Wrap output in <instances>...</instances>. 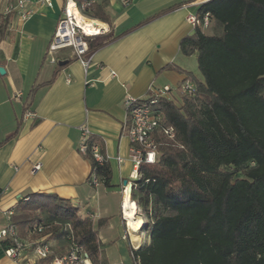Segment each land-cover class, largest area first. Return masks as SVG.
Returning <instances> with one entry per match:
<instances>
[{
  "label": "crops",
  "instance_id": "crops-1",
  "mask_svg": "<svg viewBox=\"0 0 264 264\" xmlns=\"http://www.w3.org/2000/svg\"><path fill=\"white\" fill-rule=\"evenodd\" d=\"M17 1L0 0V67L5 71L0 75V211L13 212L12 221L26 239L20 201L30 195L56 196L96 230L98 264H136L130 251L145 242L146 230L132 233L120 214L121 190L132 172L130 145L123 134L124 98L144 99L151 85L176 88L186 80L185 73L200 80L196 54L178 53L180 42L194 33L188 16L210 0H131L125 9L118 0H98L94 9L105 22L93 11L90 16L106 24L108 36L116 39L92 54L86 72L70 54L59 52L57 61L67 64L55 76L57 64H49L45 55L64 0H50L51 7L41 0H22L34 10L24 23L15 12L6 14ZM202 32L220 34V27L210 22ZM110 72L116 77L110 78ZM25 112L33 116L24 118ZM82 126L103 146L111 172L108 187L88 184L91 165L77 151ZM37 165L39 170L32 172ZM139 213L135 218L144 224ZM41 238L51 255L40 264H50L69 248L62 235ZM0 264H16L5 257L1 245Z\"/></svg>",
  "mask_w": 264,
  "mask_h": 264
},
{
  "label": "trees",
  "instance_id": "trees-1",
  "mask_svg": "<svg viewBox=\"0 0 264 264\" xmlns=\"http://www.w3.org/2000/svg\"><path fill=\"white\" fill-rule=\"evenodd\" d=\"M92 13L105 22L96 9ZM205 15L220 34L205 36L196 27L179 45L181 56L196 54L200 80L185 73L195 95L157 106L175 144L156 138L157 162L141 165L132 183L130 200L146 230L145 242L130 251L136 264H264V0H210L195 14ZM108 35L87 39L88 54L116 39ZM90 142L104 155L99 141L91 136ZM84 158L108 187V162L99 166L88 153ZM27 198L19 205L21 230L40 223L52 226L50 235L64 236L60 226L69 224L72 243L98 264L96 230L76 208L52 195Z\"/></svg>",
  "mask_w": 264,
  "mask_h": 264
},
{
  "label": "built area",
  "instance_id": "built-area-1",
  "mask_svg": "<svg viewBox=\"0 0 264 264\" xmlns=\"http://www.w3.org/2000/svg\"><path fill=\"white\" fill-rule=\"evenodd\" d=\"M98 0H64L61 15L56 23V27L51 41L46 50V60L51 65H56L57 55L64 50H70L72 59L78 61L84 68V72L90 66L92 55L88 54L87 39L105 36L109 34L106 24L94 19L89 14L93 11ZM122 8H128L131 0H118ZM41 3L51 7L50 0H41ZM15 12L18 21L24 23L34 14V10L26 5L25 1L18 0L15 5L7 8L6 14ZM188 23L193 27L205 29L208 27L209 18L207 15L198 18L195 15H189ZM101 70L102 68L98 66ZM110 78H115L114 72L109 73ZM68 82V79H67ZM196 93L195 86L188 80L182 81L176 88L169 86L155 87L149 86L144 99H137L130 95L124 98V108L127 120L123 127V134L126 136L129 145V160L132 164L131 180L126 182L122 187L123 201L120 205V214L122 219L126 218L123 213V204L125 197L130 200V193L133 181L137 180L139 168L141 165H154L160 156L161 142L158 143L156 138L165 140L168 144H175V133L171 127L164 126L163 115L157 109L161 100L180 103L182 96L193 97ZM19 99L20 95L15 94ZM33 114L25 112L24 118L32 117ZM80 141L78 153L85 156L86 153L99 166L107 162L105 155H102L99 148L90 142L92 136L87 128L80 127ZM120 163L121 160L118 159ZM39 165L33 167V171H38ZM92 187L101 185L99 179L90 174L89 183ZM27 202L28 198L22 199ZM133 203V202H132ZM134 204V203H133ZM13 212L0 211V217L4 218V226L0 229V245L3 248L4 255L16 264H40L47 260L51 255V249L48 242L41 237L49 234L52 226L35 223L32 228L28 229L26 239L18 233V228L12 221ZM56 225V224H55ZM64 237L70 242L67 252L61 257L53 258L50 264H92L91 260L81 247L72 243L73 233L69 224L60 226Z\"/></svg>",
  "mask_w": 264,
  "mask_h": 264
},
{
  "label": "bare ground",
  "instance_id": "bare-ground-1",
  "mask_svg": "<svg viewBox=\"0 0 264 264\" xmlns=\"http://www.w3.org/2000/svg\"><path fill=\"white\" fill-rule=\"evenodd\" d=\"M138 210L135 204H133L128 197H125L123 204V213L127 221L128 230L132 233H139L142 227V221L140 219H136L135 215Z\"/></svg>",
  "mask_w": 264,
  "mask_h": 264
},
{
  "label": "rangeland",
  "instance_id": "rangeland-1",
  "mask_svg": "<svg viewBox=\"0 0 264 264\" xmlns=\"http://www.w3.org/2000/svg\"><path fill=\"white\" fill-rule=\"evenodd\" d=\"M63 53L68 55V54H70V50H64ZM207 207H208V205H202V206H200L201 210H204V211L207 209ZM139 212H140L139 213L140 216L143 217L142 212L141 211H139ZM40 218L43 220L42 216H40ZM140 231H141V229H140Z\"/></svg>",
  "mask_w": 264,
  "mask_h": 264
},
{
  "label": "water",
  "instance_id": "water-1",
  "mask_svg": "<svg viewBox=\"0 0 264 264\" xmlns=\"http://www.w3.org/2000/svg\"><path fill=\"white\" fill-rule=\"evenodd\" d=\"M66 64H67L66 61H59V62L57 63V66H59V67H63V66H65ZM4 74H5L4 69L0 67V75L3 76Z\"/></svg>",
  "mask_w": 264,
  "mask_h": 264
}]
</instances>
